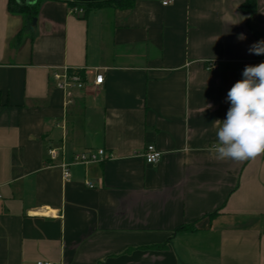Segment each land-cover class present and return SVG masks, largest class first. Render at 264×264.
I'll return each instance as SVG.
<instances>
[{
  "label": "crops",
  "instance_id": "0c3cea01",
  "mask_svg": "<svg viewBox=\"0 0 264 264\" xmlns=\"http://www.w3.org/2000/svg\"><path fill=\"white\" fill-rule=\"evenodd\" d=\"M162 2L72 13L45 0L33 25L0 0V264H264V155L207 151L228 91L264 62L248 51L264 0ZM63 67L86 84L69 105ZM100 149L113 159L72 165Z\"/></svg>",
  "mask_w": 264,
  "mask_h": 264
},
{
  "label": "clouds",
  "instance_id": "9594fccd",
  "mask_svg": "<svg viewBox=\"0 0 264 264\" xmlns=\"http://www.w3.org/2000/svg\"><path fill=\"white\" fill-rule=\"evenodd\" d=\"M238 39L245 37L240 34ZM248 51L264 55V40L252 44ZM242 76L228 91L226 118L213 122L216 140L207 151L218 161L244 162L264 155V62L246 66ZM188 150L185 144L183 151Z\"/></svg>",
  "mask_w": 264,
  "mask_h": 264
},
{
  "label": "built area",
  "instance_id": "2783aa9c",
  "mask_svg": "<svg viewBox=\"0 0 264 264\" xmlns=\"http://www.w3.org/2000/svg\"><path fill=\"white\" fill-rule=\"evenodd\" d=\"M175 2V0H163L162 4L168 6ZM72 13H81L82 10L75 7L70 10ZM210 70L218 69L216 62H213L208 67ZM53 80L56 83V87L62 90L66 95V104L69 105L73 102V90L79 89L82 90L86 87L85 82L83 81L82 73L77 69H70L68 67L61 68V71L53 72ZM104 82V76L102 74H96L95 80L92 83L93 88L101 86ZM60 154H64V149L61 148L57 150L55 148L48 150V155L51 161H56ZM141 156L144 158L145 162L149 165H154L160 162L161 152L157 150L154 145H149L141 153ZM114 155L110 152L100 149L97 151H87L80 154H77L73 158L72 165H86L89 163H99L107 160L113 159ZM63 178L64 180H69L71 177V171L69 165L62 164ZM1 199V194H0ZM37 264H51L49 262H38Z\"/></svg>",
  "mask_w": 264,
  "mask_h": 264
},
{
  "label": "trees",
  "instance_id": "16d2710c",
  "mask_svg": "<svg viewBox=\"0 0 264 264\" xmlns=\"http://www.w3.org/2000/svg\"><path fill=\"white\" fill-rule=\"evenodd\" d=\"M45 0H32L31 3H26L25 0H9V9L15 13H21L26 16L28 21L35 19L38 13V5ZM69 4L72 8H80L85 10L86 12L105 8V7H118L120 9H130L133 7L137 0H101L96 2H76L72 0H60ZM256 6V0H247L244 10L251 11ZM183 229H189V227H185ZM158 248H162L163 246H156Z\"/></svg>",
  "mask_w": 264,
  "mask_h": 264
},
{
  "label": "water",
  "instance_id": "95a60500",
  "mask_svg": "<svg viewBox=\"0 0 264 264\" xmlns=\"http://www.w3.org/2000/svg\"><path fill=\"white\" fill-rule=\"evenodd\" d=\"M29 0H25V2H27ZM72 1H76V2H83V3H88V2H96V1H101V0H72ZM36 24V19H33V25Z\"/></svg>",
  "mask_w": 264,
  "mask_h": 264
}]
</instances>
